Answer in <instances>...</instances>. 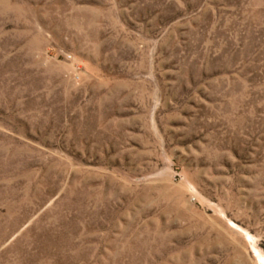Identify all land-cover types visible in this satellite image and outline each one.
<instances>
[{
  "label": "rangeland",
  "instance_id": "rangeland-1",
  "mask_svg": "<svg viewBox=\"0 0 264 264\" xmlns=\"http://www.w3.org/2000/svg\"><path fill=\"white\" fill-rule=\"evenodd\" d=\"M0 264H264V0H0Z\"/></svg>",
  "mask_w": 264,
  "mask_h": 264
}]
</instances>
